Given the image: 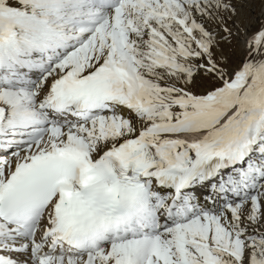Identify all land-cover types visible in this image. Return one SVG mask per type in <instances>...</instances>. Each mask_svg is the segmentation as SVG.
<instances>
[{"label": "snow or ice", "instance_id": "obj_1", "mask_svg": "<svg viewBox=\"0 0 264 264\" xmlns=\"http://www.w3.org/2000/svg\"><path fill=\"white\" fill-rule=\"evenodd\" d=\"M0 264H264V0H0Z\"/></svg>", "mask_w": 264, "mask_h": 264}]
</instances>
